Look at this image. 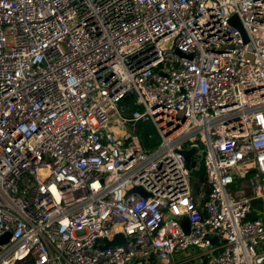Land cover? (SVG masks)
I'll return each mask as SVG.
<instances>
[{
  "label": "built area",
  "instance_id": "built-area-1",
  "mask_svg": "<svg viewBox=\"0 0 264 264\" xmlns=\"http://www.w3.org/2000/svg\"><path fill=\"white\" fill-rule=\"evenodd\" d=\"M257 205L264 0H0V264H264Z\"/></svg>",
  "mask_w": 264,
  "mask_h": 264
},
{
  "label": "water",
  "instance_id": "water-1",
  "mask_svg": "<svg viewBox=\"0 0 264 264\" xmlns=\"http://www.w3.org/2000/svg\"><path fill=\"white\" fill-rule=\"evenodd\" d=\"M231 24L233 26H235L236 28H238L241 33L243 34L244 38L247 40L246 38V34H245V31L241 25V23L239 22V19L237 16H234L232 19H231ZM142 133L143 135L145 136H152V138L150 139V144L155 146L159 143V136L154 128V126L152 125V123L148 122L146 123L143 128H142ZM184 155L186 157V161H187V166L189 169H192V170H195L196 169V166H197V163L195 161H192V158L193 156L195 155V150L192 149L190 151H185L184 152ZM132 192H138V193H141V194H144L145 196H147L146 193L143 192V190L140 188V187H136L134 188L132 191L129 192L132 193ZM247 194H250V191L246 192ZM182 225L186 231V233H189V222L187 220V218H184L182 220ZM9 235L3 237V238H0V243H3V242H7L8 239H9ZM106 244L105 246H103L104 249L108 248L109 246H114V245H117V244H122V243H125L126 242V237L124 234H118L116 235L115 239L113 241H109L108 239H104L103 240ZM213 244L216 245L218 243V239L217 238H214L212 240Z\"/></svg>",
  "mask_w": 264,
  "mask_h": 264
},
{
  "label": "crops",
  "instance_id": "crops-1",
  "mask_svg": "<svg viewBox=\"0 0 264 264\" xmlns=\"http://www.w3.org/2000/svg\"><path fill=\"white\" fill-rule=\"evenodd\" d=\"M264 207L261 205L256 206L252 219H264ZM196 257V259L194 258ZM200 257V251L197 249H191L185 254H178L174 257V261L178 264H206V260ZM193 258V259H192Z\"/></svg>",
  "mask_w": 264,
  "mask_h": 264
},
{
  "label": "trees",
  "instance_id": "trees-1",
  "mask_svg": "<svg viewBox=\"0 0 264 264\" xmlns=\"http://www.w3.org/2000/svg\"><path fill=\"white\" fill-rule=\"evenodd\" d=\"M132 100H134V98L132 96H129L126 99V102L129 103V105H132ZM192 175H194V177L196 178L194 180L195 182L193 185V191H194V196L197 198V195L203 189V183L205 181L204 167L201 166L200 169L196 170L195 173Z\"/></svg>",
  "mask_w": 264,
  "mask_h": 264
},
{
  "label": "rangeland",
  "instance_id": "rangeland-1",
  "mask_svg": "<svg viewBox=\"0 0 264 264\" xmlns=\"http://www.w3.org/2000/svg\"><path fill=\"white\" fill-rule=\"evenodd\" d=\"M135 133L140 136L142 144L147 150L151 151V150H153L155 148V146L150 144V138L145 136V135H143V133L141 132V128L140 127L138 128L137 132H135ZM202 165H203V163L198 161L197 170H199ZM194 173H195V171H192V174H194ZM191 179H192V182H195L194 180L196 178L194 177V175H192ZM243 181H247V179H243ZM235 189H238V185H237V187L235 185V186L230 188L231 191H234Z\"/></svg>",
  "mask_w": 264,
  "mask_h": 264
}]
</instances>
